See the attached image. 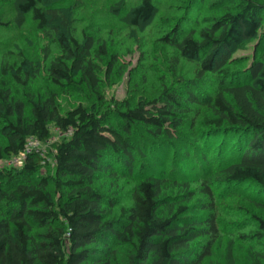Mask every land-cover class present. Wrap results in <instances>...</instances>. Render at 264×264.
Listing matches in <instances>:
<instances>
[{"label":"trees","instance_id":"1","mask_svg":"<svg viewBox=\"0 0 264 264\" xmlns=\"http://www.w3.org/2000/svg\"><path fill=\"white\" fill-rule=\"evenodd\" d=\"M155 1L139 0L130 9L129 24H149L156 13ZM199 1L201 4V0H191ZM233 1L229 11L201 29L197 37L194 30L186 34L177 27L162 38L183 57L200 58L201 76L211 73L218 77L211 115L204 119L201 137L197 135L203 140L223 139L218 148L212 142L199 145L197 138L179 139L183 121L178 117L199 103L195 93L198 88L189 85H183L180 91L166 89L157 99L112 111H92L79 105L65 113L60 111L54 92L23 98L7 86L0 87V161L18 156L30 139L43 144L49 141L51 124L61 133L70 134L50 147L54 151L56 192L60 193L56 201L49 192L48 177L35 182L30 178L41 164L39 152L28 154L22 169H0V264H114L116 242L132 247L128 264H201L211 255L219 231L216 218L208 212L213 209L214 194L204 177H211L216 170L230 189L249 182L264 190V45L245 73L248 81L226 83L231 77L227 68L231 49L240 42L244 49L255 38L264 18V2ZM18 8L30 14L43 32L54 24L51 31L55 32L59 54L46 64L50 84L61 89L82 87L101 100L94 59L108 56L105 43L96 47L92 35H75L68 30L66 16L54 7L46 8L44 0H21ZM124 9L125 1L118 12ZM58 19L63 30L53 23ZM23 65L8 69L16 83L28 88L35 73L24 71ZM137 131L145 133L146 142H161L165 154L171 150L175 155L182 153L176 162L187 163L190 173L180 178L166 175V160L162 162L152 151L148 153ZM230 141L233 143L227 153L228 147H223ZM192 146L193 154L189 152ZM191 156L198 157L201 175L194 172ZM216 157L224 162L214 166ZM158 166L160 170L156 171ZM142 172L147 174L138 178ZM99 176L138 180L132 190V206L121 209L117 219L108 218L111 211L94 188ZM186 178L201 180L206 196L201 208L207 214L191 215L189 205L165 196L164 188L170 184L182 189L189 202L193 195ZM108 205L113 206L112 202ZM256 220L262 231L249 230L239 236L260 246L251 264H263L264 221ZM199 238L205 239L192 245ZM226 258L233 264L231 246Z\"/></svg>","mask_w":264,"mask_h":264},{"label":"rangeland","instance_id":"2","mask_svg":"<svg viewBox=\"0 0 264 264\" xmlns=\"http://www.w3.org/2000/svg\"><path fill=\"white\" fill-rule=\"evenodd\" d=\"M123 1H125V9L118 12ZM138 1L44 0L46 8L54 7L66 16L70 28L68 30H73L75 35L81 37L85 34L92 35L97 41L96 47L105 43L108 56H96L94 59L100 79V100L82 87L61 89L51 85L46 73V64L49 58L59 54L55 32L51 31L54 24L47 32H43L39 30L30 14L20 12L18 5L21 0H0V21L3 24L0 26V87L7 86L15 95L23 98L27 95L37 98L46 96L50 91L54 92L57 95L60 111L65 113L79 105L92 111H112L125 105L133 106L157 99L166 89L180 91L183 85H189L193 87L192 89L198 88L195 89V93L199 103L191 105L192 110L178 117L183 121V126L179 130L181 132L179 139L180 137L185 141L198 139L197 135L201 137L202 132L205 131L204 119L211 115L210 103L219 79L216 74L211 73L201 76L200 58L195 60L183 57L175 47L167 45L162 38L170 36L177 27H181L183 33L187 32L186 34L194 30L193 33L197 37L201 29L208 27L227 13L234 1L201 0L200 4V1L192 3L191 0H156V13L152 21L147 25L136 27L129 24L128 15ZM258 1L264 2V0ZM59 21L60 19L53 23L63 30L64 26ZM241 44L240 42L237 47L231 49V57L227 63L231 77L226 83L248 81L245 73L251 68L264 45V18L255 38L244 49L240 48ZM22 65L24 71L35 73L28 88L16 83L12 78L13 72L8 69ZM4 67H7L5 74ZM51 134L49 141L44 144L37 140L29 143L31 152L39 151L41 158L37 172L30 178L35 182L38 178L48 177V189L51 197L56 201L60 193L56 192L54 151L50 147L52 143L61 141L70 134L61 133L54 124H51ZM136 134L137 138L143 140L145 145L143 146L148 153L152 151L153 156L160 161L166 160L168 164L167 168H164L166 175L173 174L180 178V175L190 173L186 170L187 163L176 162L180 160L182 153L175 155L174 150H171L165 154L161 142H146L148 137L143 131H137ZM197 139L195 142L199 145L212 142L215 148L223 142L220 138L214 140L199 138L198 141ZM230 142L228 146L223 147H228L225 148L227 153L230 152L229 146L233 143ZM194 150L192 146L189 152L193 154ZM191 157L189 160L195 165L194 172L201 175L198 157ZM23 160L24 156L19 154L6 158L3 162L6 168L22 169ZM222 162L223 159L216 157L212 163L215 166ZM159 170L160 167H156V171ZM146 174L142 172L137 176L140 178ZM219 174L214 170L211 177H204L214 194V206L208 212L216 218L219 238L212 246L211 255L201 264H228L226 253L230 246L233 248V264H251L256 257L254 253L261 251V248L256 242L243 240L239 235L246 234L249 230L262 231L256 219L264 221V190L249 182L230 189L231 187L223 185ZM137 181V178L115 180L108 176L98 177L94 188L103 195L104 205L111 211L109 219H117L121 209L132 206V190ZM188 181L193 195L189 202L186 200L187 196L183 195L182 189L172 187L170 184L164 188L165 196L173 198L172 202L189 205L191 215L207 214V210L201 208V203L206 200L201 180L189 178ZM109 202H112L113 206H109ZM256 202L261 203L262 206H258ZM39 231L43 230L36 232ZM204 239L199 238L192 245ZM114 249L118 254L114 264H128V254L132 252V247L116 242L113 245ZM262 263L264 264V260Z\"/></svg>","mask_w":264,"mask_h":264},{"label":"built area","instance_id":"3","mask_svg":"<svg viewBox=\"0 0 264 264\" xmlns=\"http://www.w3.org/2000/svg\"><path fill=\"white\" fill-rule=\"evenodd\" d=\"M32 140H36V139H30L29 142H28V144H27L26 149L23 152L20 153L22 156H24V160L26 159L27 155L31 153V150L29 149V143ZM37 152H39V151H37ZM5 167H6V165H4V162L3 161H0V169L5 168Z\"/></svg>","mask_w":264,"mask_h":264}]
</instances>
